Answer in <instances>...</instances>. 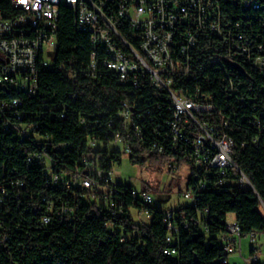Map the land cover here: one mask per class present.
I'll list each match as a JSON object with an SVG mask.
<instances>
[{"label": "built area", "instance_id": "1", "mask_svg": "<svg viewBox=\"0 0 264 264\" xmlns=\"http://www.w3.org/2000/svg\"><path fill=\"white\" fill-rule=\"evenodd\" d=\"M67 1L74 2V14H81V23L91 29L93 51L84 74L96 79L107 71L119 84L130 87L134 96L122 100L116 116L139 145L164 156L162 165L168 172L176 175L181 167L189 169L186 189L181 192L188 205L195 206L197 192L209 187H227L234 182L252 187L235 159L237 144L230 143L228 132L233 120L257 125L259 116L264 115V105L259 108L249 96L257 77L247 71L251 79L246 82L242 78L245 65L255 69L264 90V32L255 27L250 16L231 19L223 0ZM247 1L233 3L246 12ZM59 16L56 0H10L5 10L0 8V127L20 140L34 138L39 127L31 116L43 112L35 109L33 99L41 97L42 72L56 69L54 28ZM209 61H218V68H209ZM60 68L69 77L77 71ZM149 89L158 96L145 97L143 92ZM217 92L229 114L215 99ZM234 102L237 110L232 109ZM241 107L251 113L242 112ZM113 124L112 119L107 122L110 127ZM110 135L127 155L132 153L133 145L125 143L120 131ZM33 158L44 160L45 172L51 174L45 152L34 153L29 162ZM83 161L88 170L77 171L74 187L88 188L93 197H103L112 217L123 212L125 201L120 194L124 191H130L143 205L153 204L150 191L115 179V167L105 171L87 157ZM210 175L218 176L212 185ZM51 182H58V175H53ZM49 202L53 209V201ZM180 206L165 210L169 233L164 253L171 256L178 255L179 227L173 219ZM234 219V214L228 215L221 237V264L226 257L241 253L242 238L247 236L241 227H234ZM42 221L47 224L50 217L45 215ZM250 235L252 252L243 257L244 262L264 264L259 255L260 233Z\"/></svg>", "mask_w": 264, "mask_h": 264}, {"label": "trees", "instance_id": "2", "mask_svg": "<svg viewBox=\"0 0 264 264\" xmlns=\"http://www.w3.org/2000/svg\"><path fill=\"white\" fill-rule=\"evenodd\" d=\"M223 1L231 19L250 16L255 27L264 32V0H258L260 7L248 0L246 12L233 0ZM9 3L10 0H0V8L5 10ZM80 30L74 9L62 5L55 30L56 69L42 72L41 97L33 99L35 109L43 112L31 116L39 124L36 136L20 140L0 127V264H221V237L229 214L236 216L244 235L264 233V115L259 116L257 125L233 120L228 129L237 144L235 159L252 187L239 182L209 187L197 192L195 206L181 205L173 219L179 227L177 256L164 253L169 233L165 210L153 204L143 205L130 191H124L120 194L125 201L123 212L112 217L103 197H93L88 188L74 187L78 172L88 167L85 157L105 171L121 164L126 152L110 147L115 143L110 135L113 131H120L125 143L133 145L129 155L133 163L150 162L162 170L164 159L139 145L116 116L122 100L134 96L130 87L119 84L117 77L107 71L96 79L84 74L93 47L91 31ZM60 66L67 72L77 71L69 77ZM217 67L218 63L209 61V68ZM244 67L242 78L246 82L251 79L247 71L257 77L249 96L261 108L262 80L255 69ZM154 93L151 89L143 92L145 97L158 96ZM215 96L229 114L222 96L218 92ZM233 106L238 109L235 102ZM241 111L251 113L244 107ZM111 119L114 124L110 127L107 122ZM100 142L105 146L98 147ZM36 152L48 155L50 175L45 172L44 160L33 158L29 162ZM55 174L58 182L53 183L51 177ZM208 178L212 185L218 176ZM49 201H53V209ZM133 208L150 212V223L137 225L131 215ZM45 215L50 217L47 224L42 221Z\"/></svg>", "mask_w": 264, "mask_h": 264}, {"label": "rangeland", "instance_id": "3", "mask_svg": "<svg viewBox=\"0 0 264 264\" xmlns=\"http://www.w3.org/2000/svg\"><path fill=\"white\" fill-rule=\"evenodd\" d=\"M54 45H57L55 39ZM104 146L105 145L102 142L98 144V147ZM110 147L122 149V146L116 143L111 144ZM161 168L163 169L160 170V166L150 164V162L145 165L135 164L130 160L129 155L126 154L123 156L121 164L115 166L113 175L115 179L133 183L139 190L146 189L150 191L154 198L153 206L161 210L172 209L178 207L179 204H188V200L181 192L186 189V179L188 177L189 169L181 167L178 173L174 175L169 173L163 165ZM131 215L137 225H147L150 223V217H148L146 210L140 211L139 209L133 208L131 210ZM202 231L205 232L203 228ZM242 239L244 243V255L240 254V252L237 254L234 253L235 255H233L235 257H233V255L231 256L230 264H246L243 256L249 257L250 255L252 236L249 234L243 236ZM260 242L262 243L261 240L259 243Z\"/></svg>", "mask_w": 264, "mask_h": 264}, {"label": "bare ground", "instance_id": "4", "mask_svg": "<svg viewBox=\"0 0 264 264\" xmlns=\"http://www.w3.org/2000/svg\"><path fill=\"white\" fill-rule=\"evenodd\" d=\"M64 4L74 9V2H72V1H67V0H56V9H59V10H60V7H61L62 5H64ZM253 5H254L255 7H258V2H257L256 0H254V1H253ZM76 22H77V27H78L79 29H81L82 31H91V29L88 28V24H83V23H81V14H76ZM56 28H57V27L54 28V39H55V30H56ZM214 62H215V63H218V61H214ZM215 65H216V64H215ZM217 68H218V67H217ZM230 143H234V140H232L231 138H230ZM234 227H240L238 221L235 220V219H234ZM228 260H229V257H226V258L224 259V264H229Z\"/></svg>", "mask_w": 264, "mask_h": 264}, {"label": "crops", "instance_id": "5", "mask_svg": "<svg viewBox=\"0 0 264 264\" xmlns=\"http://www.w3.org/2000/svg\"><path fill=\"white\" fill-rule=\"evenodd\" d=\"M259 241L261 240L262 241V243L260 242L259 243V255H260V257H261V260L264 262V233H260V235H259ZM262 247V248H261ZM243 250H244V243H243V239H242V249H241V253L240 254H242V255H244L243 254ZM238 252H236L235 254H237ZM234 254V255H235ZM249 254H251V248H250V253ZM233 255V254H232ZM231 255V256H232ZM233 255V257H235ZM231 256L229 257V260H228V262H229V264H230V258H231ZM233 257H232V259H233ZM244 257V256H243ZM242 258V257H241ZM243 261V260H242Z\"/></svg>", "mask_w": 264, "mask_h": 264}]
</instances>
